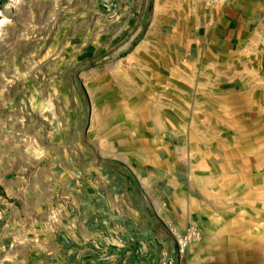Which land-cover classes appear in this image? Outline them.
Returning <instances> with one entry per match:
<instances>
[{"label": "crops", "instance_id": "1", "mask_svg": "<svg viewBox=\"0 0 264 264\" xmlns=\"http://www.w3.org/2000/svg\"><path fill=\"white\" fill-rule=\"evenodd\" d=\"M153 6L163 65L140 87L155 112L125 150L140 165L104 148L21 161L0 146V264H201L227 185L264 180V0ZM189 226L201 240L179 255Z\"/></svg>", "mask_w": 264, "mask_h": 264}, {"label": "rangeland", "instance_id": "2", "mask_svg": "<svg viewBox=\"0 0 264 264\" xmlns=\"http://www.w3.org/2000/svg\"><path fill=\"white\" fill-rule=\"evenodd\" d=\"M153 7V0H0L3 151L23 161L45 148L97 158L104 148L140 165L138 151L125 150L155 112L140 87L146 67L163 65ZM243 180L227 185L229 215L202 240L201 264H264V180Z\"/></svg>", "mask_w": 264, "mask_h": 264}, {"label": "built area", "instance_id": "3", "mask_svg": "<svg viewBox=\"0 0 264 264\" xmlns=\"http://www.w3.org/2000/svg\"><path fill=\"white\" fill-rule=\"evenodd\" d=\"M207 1V0H206ZM201 239V234L197 227L189 226L186 231L177 237L176 243L178 246V254L182 255L193 244ZM161 264H180L177 260L163 261Z\"/></svg>", "mask_w": 264, "mask_h": 264}, {"label": "bare ground", "instance_id": "4", "mask_svg": "<svg viewBox=\"0 0 264 264\" xmlns=\"http://www.w3.org/2000/svg\"><path fill=\"white\" fill-rule=\"evenodd\" d=\"M4 20L2 19L1 21H0V23H2Z\"/></svg>", "mask_w": 264, "mask_h": 264}]
</instances>
